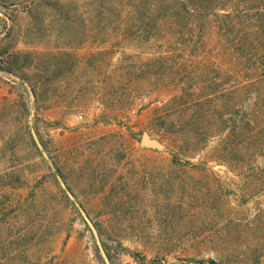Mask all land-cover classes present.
<instances>
[{"label":"rangeland","instance_id":"374dc122","mask_svg":"<svg viewBox=\"0 0 264 264\" xmlns=\"http://www.w3.org/2000/svg\"><path fill=\"white\" fill-rule=\"evenodd\" d=\"M51 2L0 0V171L17 163L28 181L53 171V162L61 171L58 183L45 178L58 196L47 191L30 208L40 232H29L31 218L19 223L27 235L10 249L13 264H264V154L229 164L211 156L215 135L197 152L175 153L176 135L149 117L178 86L135 95L117 119L103 114L91 63L108 70L120 54L91 40L89 0ZM42 76L48 81L35 100L28 81ZM143 133L160 147L142 146ZM31 159L37 164L28 166ZM203 162L209 175L192 166Z\"/></svg>","mask_w":264,"mask_h":264},{"label":"trees","instance_id":"16d2710c","mask_svg":"<svg viewBox=\"0 0 264 264\" xmlns=\"http://www.w3.org/2000/svg\"><path fill=\"white\" fill-rule=\"evenodd\" d=\"M54 1L51 6L59 3ZM88 4L91 40L108 42V48L120 54L108 70L100 60L91 63L96 76L91 79V93L105 108L103 114L117 119L135 95L178 86L179 93L149 117L152 124L176 135L180 143L175 153L197 152L215 135L218 144L211 156L229 164L234 156L248 160L264 154V0H89ZM46 81V76L28 81L35 100ZM218 99L221 102L216 103ZM26 127L24 136L44 160L32 130ZM8 140L15 143L9 138L4 143ZM172 160L176 161L174 156ZM35 164L34 159L28 161V166ZM192 166L209 175L205 163ZM7 168L0 171V190L4 191L0 192V264H13L10 249L27 235L19 224L25 218H31L26 224L29 232H40L30 208L47 191L58 196L59 191L49 190L45 178L52 176L58 183L61 176L56 162L53 171L32 181L21 176L17 163ZM259 178L264 185V177ZM14 186L25 187L26 195H8ZM101 245L111 261L109 245L103 240ZM195 262L218 264L213 259Z\"/></svg>","mask_w":264,"mask_h":264},{"label":"water","instance_id":"95a60500","mask_svg":"<svg viewBox=\"0 0 264 264\" xmlns=\"http://www.w3.org/2000/svg\"><path fill=\"white\" fill-rule=\"evenodd\" d=\"M140 143L142 146H150L154 148L160 147V144L157 141L150 139L146 133L142 134Z\"/></svg>","mask_w":264,"mask_h":264}]
</instances>
